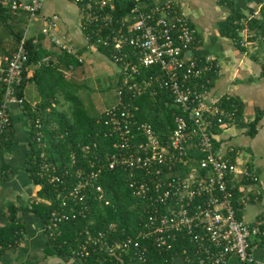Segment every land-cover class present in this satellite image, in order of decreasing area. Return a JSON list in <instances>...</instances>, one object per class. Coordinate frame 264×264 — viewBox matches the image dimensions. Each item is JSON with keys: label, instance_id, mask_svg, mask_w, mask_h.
I'll return each mask as SVG.
<instances>
[{"label": "built area", "instance_id": "2783aa9c", "mask_svg": "<svg viewBox=\"0 0 264 264\" xmlns=\"http://www.w3.org/2000/svg\"><path fill=\"white\" fill-rule=\"evenodd\" d=\"M70 1L80 11L79 29L86 49L105 50L106 58L118 68L116 102L97 120L113 151L99 159L85 146L84 151L92 153L88 161L91 171L79 165L74 154L67 165L53 164L41 125L35 122L33 140L39 147L36 176L54 189L58 203L49 214L47 237L53 239L62 224L84 218L90 197L108 206L98 179L102 171L118 170L131 196L142 205L139 230L134 237L120 240L111 239L116 232L112 226L95 233L84 230L75 254L79 263L90 253L120 259L131 250L144 260L143 242L169 250L179 238L192 246L191 255L182 251L185 264H227L230 257L253 263L251 250L264 241V213L250 224L243 222L238 214L243 206L256 203L258 195L236 197L234 190L239 184H256L257 177L249 167L241 169L231 161L234 148L215 146L218 134L236 124L239 106L228 94L212 93L220 70L212 58L193 55L197 30L187 15L172 1L147 6L146 0H129L132 8L122 17L114 14L115 0ZM0 5L12 16L28 14L24 35L15 49L0 56V138L7 139L12 132L11 108L23 110L25 99L18 94L28 61L25 44L41 1L0 0ZM54 27V22L47 20L40 34L80 62L71 46L52 35ZM242 31L249 32L246 27ZM49 60L52 58H44L39 64ZM151 67H157L158 73L141 77L140 70ZM68 70L72 71V66ZM160 90L170 95L180 113L174 117L172 130L163 136L150 124L139 122L138 107L132 105L134 99L156 96ZM237 176L239 181H235ZM2 177L0 173V185Z\"/></svg>", "mask_w": 264, "mask_h": 264}, {"label": "trees", "instance_id": "16d2710c", "mask_svg": "<svg viewBox=\"0 0 264 264\" xmlns=\"http://www.w3.org/2000/svg\"><path fill=\"white\" fill-rule=\"evenodd\" d=\"M218 1L229 10L228 16L217 24L220 36L232 39L236 46L243 50L240 47L239 32L246 27L250 33L247 42L257 39L264 41V6L263 16L259 20L255 17L246 18L237 13L233 7V0ZM145 4L148 6L150 3L145 2ZM114 7L115 16L122 17L130 11L132 3L129 0H115ZM240 19L243 20V23H239ZM0 24V56L9 55L15 49L17 41L24 35L28 24V14L18 12L12 16L0 5ZM25 46L28 61L24 68L18 95L23 96L22 92L28 83L34 84L38 95L35 105H30L26 101L23 105V112L30 127L26 170L33 184L39 187V197L42 201L33 202L30 208L21 210V212L38 219L46 228L49 214L52 209L58 206V203L54 189L36 176L39 147L33 140L32 128L35 122L37 121L41 125L49 162L53 164L67 165L71 155L74 154L78 164L84 166L87 171H91L88 161L91 160L92 153L85 152V146H89L91 152H94L99 159H104L113 149L111 141L104 136V128L97 123L103 111L97 115H91L77 95L80 85L64 75L69 66L76 69L81 65L77 58L59 50L55 54L48 53L41 46L33 45L31 39L26 41ZM2 47H4L3 50ZM98 51L107 57L105 50L99 48ZM51 55L54 56V59L50 57ZM48 57L52 60L39 64L42 59ZM140 72L141 77L144 78L158 73V68H144ZM261 73L264 77L263 64ZM132 105L138 107L139 110L136 119L139 122L150 124L161 136L172 130L174 117L180 114L173 105L170 95L163 90L158 91L157 95L153 97L149 94L142 95L134 99ZM239 116L240 106L238 118ZM263 116L264 107L248 124L247 134L249 136L255 135L256 128ZM8 135L7 139L0 138V152L11 145L12 132ZM215 146L217 145L215 144ZM230 159L234 161V156H230ZM5 178H7L6 174L3 176V180ZM98 184L105 191L109 205L104 206L102 203L93 201L90 197L89 212L84 218L62 224L58 231L53 233V239L48 238L50 252L76 259L75 254L83 239L82 232L84 230L95 233L112 226L116 231L112 234V240L136 235L142 216V205L131 196L125 185L123 173L118 170L102 171ZM10 211L9 215L2 214L9 221V225H0V254L10 247L17 246L22 237V226L15 217L17 210L11 208ZM238 215L240 216V214ZM45 234L47 236V232ZM262 243L264 244V241L258 242V244ZM142 244L145 247L144 260H139L133 250L123 254L120 259L103 258L98 252H95L90 253L80 264H172L174 259L183 260V250L192 254V246L188 244V241L180 238L169 250H159L150 241Z\"/></svg>", "mask_w": 264, "mask_h": 264}, {"label": "crops", "instance_id": "0c3cea01", "mask_svg": "<svg viewBox=\"0 0 264 264\" xmlns=\"http://www.w3.org/2000/svg\"><path fill=\"white\" fill-rule=\"evenodd\" d=\"M30 2L31 0H19ZM41 7L31 20L27 38L33 45H39L48 53L55 54L57 49L40 34V29L47 20L55 24L52 35L64 40L80 56L83 63L85 56L101 55L97 49H86L79 29L80 11L70 0H40ZM149 3L172 1L187 15L197 28V41L192 48L194 56L210 57L219 67L220 76L212 83L214 95H230L240 106V116L236 124L228 126L217 137L220 149L232 147L236 150L234 161L242 169L249 167L256 175V184H239L235 188L236 197L243 194L257 193L258 201L242 207L240 218L245 223H252L264 213V158L254 156L255 149L264 148V116L260 120L254 136L247 134L248 124L264 107V77L261 65H264V41L257 39L247 42L250 33L239 32V49L232 39L219 35L217 24L228 16V8L218 0H146ZM264 0H233L234 10L243 17L261 19ZM26 26V25H25ZM17 27V26H16ZM2 50L4 47L1 48ZM7 49V48H6ZM1 50V51H2ZM50 57H54L51 55ZM54 59V58H53ZM113 64V63H112ZM81 66L77 67L80 68ZM116 67V66H115ZM117 67L114 69L117 83ZM64 72L66 78L74 71ZM116 85V84H115ZM28 90V93H27ZM22 95L27 103L35 105L38 101L33 83H28ZM108 108V107H107ZM104 108L102 111H104ZM101 111V112H102ZM12 142L10 147L0 152V173L7 178L0 185V225H9L4 215L17 210L15 217L22 226L21 239L17 246L10 247L0 254V264H80L74 257L50 252V243L45 234L44 225L36 218L21 212L30 208L39 197V187L35 186L26 170V157L30 139V127L23 110L11 108ZM262 152V156H263ZM237 176L235 181H239ZM236 186V185H235ZM254 262L264 263V247L257 244L251 250ZM172 264H185L180 258ZM227 264H245L235 257H230Z\"/></svg>", "mask_w": 264, "mask_h": 264}, {"label": "rangeland", "instance_id": "374dc122", "mask_svg": "<svg viewBox=\"0 0 264 264\" xmlns=\"http://www.w3.org/2000/svg\"><path fill=\"white\" fill-rule=\"evenodd\" d=\"M83 60L81 67L76 68L68 78L80 85L77 95L89 113L97 115L104 108L110 107L116 102V75L114 72L116 67L101 55L85 56ZM262 152L264 153V148L261 146L256 148L255 159L263 160Z\"/></svg>", "mask_w": 264, "mask_h": 264}]
</instances>
